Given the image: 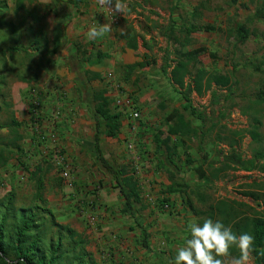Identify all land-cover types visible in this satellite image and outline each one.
Masks as SVG:
<instances>
[{
	"label": "rangeland",
	"instance_id": "rangeland-1",
	"mask_svg": "<svg viewBox=\"0 0 264 264\" xmlns=\"http://www.w3.org/2000/svg\"><path fill=\"white\" fill-rule=\"evenodd\" d=\"M62 1L64 0H0L2 9L0 19L3 20V26L0 25V44H3L4 39L7 40L10 35L12 27L6 23L8 22L18 27L17 34L25 45L24 50L8 57L10 59L8 65L0 67V72L3 71L6 77L9 98L13 102L12 109L22 122L21 132L24 134L21 142L23 150L16 152L6 165L0 166V197L12 191L15 193L18 205L33 204L36 186L31 178V172L41 164L45 170L44 197L47 200V207L53 210L57 221L70 225L87 237V248L93 252L99 264H174L177 248L186 242V237H189V222L196 221L202 225L205 219L211 218L231 227L226 216L228 213L238 212L241 216H246L254 214L255 211L263 212L264 195L256 200L247 195V192L264 193V158H257L255 168L252 169H243L239 164L223 166L218 162L216 163L218 165L215 164L213 167L204 164V170L210 178L208 181L199 179L192 169L195 164L202 162L205 154L208 161L221 158L223 152L230 149L227 146L236 147L246 161L251 160L257 150L263 149L257 140L251 138L250 129L253 114L258 115L261 107L256 103V94L264 84V72L256 70L253 64L264 59V46L261 47L259 43L260 48L253 36L245 43H236L235 34L229 35V28H233L236 22L244 21L240 16L243 13L237 12L239 8H242L244 14H248V11H251L249 5L256 6L258 0H241L242 3L236 10L232 9L234 4L231 0H215L219 7L216 19L225 27L219 28L217 32L213 31L212 34L201 31V38L197 35L199 32L196 33L198 37H193L192 34L190 36L184 34L179 28L170 29V24L167 28L166 24L161 25L163 24L161 20L166 21L172 15L179 21L186 18L187 28L193 23L190 19H194V16L189 14L194 3L199 4L202 0H122L130 13L127 12L126 15L117 13V16L132 22L131 29L135 30L134 24H137V28L158 30V35L162 31L168 32L167 36L162 35L164 41L160 38L155 39V42H158V45L161 43V46L158 52L147 58L148 62L156 65L155 68L158 61L161 62L162 75H170L182 51L204 48L197 56L195 67L190 68L191 71H195L196 67L210 66L214 71L231 75L234 80L233 93L228 97L223 96L218 105L213 104L211 92L202 96L195 93L191 95L192 103L201 110L204 117V128L201 130L203 137L193 138L190 140V145L186 142L187 146L183 147L186 150L192 147L197 150L195 154L199 159H195L196 163L185 162L186 154L183 148L180 155L174 158L183 172L168 162L169 167L174 171L175 180L182 181L181 176H183L189 184L188 187L182 186L180 191L170 193L168 187L164 185L160 186V191L157 192L160 193L159 198L150 200L146 196L150 183L146 181L145 176L154 175L152 170L155 174L165 172L164 177L168 182L171 181L165 169L159 167V158L166 160L168 150L165 146L157 150L155 142L152 146L149 145L146 140L150 137L146 135L151 134V128L148 124L145 125L146 128L140 127L141 120L146 122L143 110L149 108L148 99L143 102L144 106L136 104L137 109L140 108V117L137 120H132L129 112H126L124 118L128 122L126 121L125 124L122 122L117 137L103 135L104 154L114 164L127 166L131 173L135 172L139 180L144 207L137 205L136 218L123 212L124 197L114 187L113 177L101 166L88 145L95 132L92 110L96 102L93 99L91 84L88 85L91 88L82 90L83 104H80V101L72 104L71 111L69 108L68 111H64L60 106L57 107L56 102L52 106L50 101L49 97L55 89L58 95L64 97L65 85L70 80L66 72L68 68L80 69L82 65L79 62H66L64 58L63 60L59 58L65 48L63 40L58 45L57 51L51 52L57 46L54 41L55 36L60 34L63 39L65 36V32L60 28L53 36L51 34L57 24L59 8H62L60 12L68 11ZM179 2L184 4L179 6ZM143 6L148 9H144ZM153 6L156 11L151 12L149 8ZM231 10L234 11V16L231 15ZM60 17L61 23L65 18ZM182 26L183 24H180V27ZM138 33L139 30L136 29L135 34ZM187 38H189L188 42H186ZM35 39L41 40L40 49L31 47V41ZM55 61H58L57 66ZM11 67L13 71L9 74L8 72L11 71L8 68ZM18 72L23 73L24 80L18 78ZM191 75L186 77V83H190ZM119 81L121 82L122 79ZM122 87L125 92L131 93L130 97L136 103L137 100L135 96L132 97L134 92L130 87L123 85ZM33 88L43 96L45 103L43 126L40 129L46 131L49 137L41 145H38L37 138L33 139L36 134L26 99L27 93ZM139 88L142 89V86ZM146 91L149 92L147 89ZM219 92L226 94L227 91L225 89ZM161 100L176 103L169 98L157 97L158 104ZM65 112H70L76 120L72 121L69 117L70 121H61ZM186 112L191 118H197ZM155 113L157 114V111ZM80 114L81 116L77 117ZM8 117L7 112H1L0 122H6ZM207 125L210 126L206 128ZM125 127L130 131V139L120 135ZM166 128L163 122H159L154 134H161V138L164 139ZM8 136L9 129L1 128L0 151L3 148V138L7 139ZM174 138L175 143L176 136ZM130 144L133 147H130ZM58 149L70 165L71 183L64 178L63 167L55 158ZM191 154L193 156V153ZM219 166L224 168L218 170ZM136 167H138L137 172ZM155 181L151 179L150 182ZM197 190L205 195L204 200L197 194ZM106 218L109 222H104ZM232 218L230 217V220ZM116 220L119 221L115 222ZM138 221L150 231L149 250L139 241ZM231 255L237 256L238 251L233 248ZM252 264H256L254 259Z\"/></svg>",
	"mask_w": 264,
	"mask_h": 264
},
{
	"label": "trees",
	"instance_id": "trees-1",
	"mask_svg": "<svg viewBox=\"0 0 264 264\" xmlns=\"http://www.w3.org/2000/svg\"><path fill=\"white\" fill-rule=\"evenodd\" d=\"M236 2L237 0H231V3ZM0 10L2 9L0 8ZM262 19H264V0H258L256 3V10L248 15L244 21L236 22L233 28H229V35L235 34L236 43H245L251 34L249 25L255 20ZM2 22L3 20L0 19V25H2ZM6 23L9 24L12 29L7 40L4 39L3 44H0V67H5L10 63L8 57L25 49V45L17 34L18 27L13 23ZM173 28V26H170V29ZM214 29L215 26L213 25H196L191 23V25L186 28V34L190 35L198 30L209 31ZM136 40L137 37L133 38V44L131 43L133 47L137 46ZM188 41L189 38L186 39V42ZM59 43L57 41L55 42L57 46L52 49V53L57 51ZM31 44V47L35 46L36 49H40L41 40H32ZM203 50L204 48L182 51L179 59L170 72V79L175 85V89H177L186 100L184 109L200 119H203V114L201 112L198 113L192 103L191 95L193 92H196L199 96L211 92L212 102L214 104L218 103L223 96H230L233 93L234 87L232 77L227 73L215 72L209 74L204 67H196L195 71H191L190 68L195 67L197 56ZM140 65H143V63H136L127 67L133 70ZM8 70L11 71L8 72L10 74L13 68H8ZM164 70L166 72V68H164ZM188 75H191L190 83H186V77ZM18 78L22 80L25 79L21 72ZM225 89L227 91L226 94L219 92V90ZM33 90H35V88L29 90L26 99L28 100L30 107L29 111L32 115L31 119L34 134H36L33 139L35 140V138H37L38 145H41L49 136L46 131L36 127V116L34 115V111L38 106L34 105L32 102L33 96L31 92ZM9 96L10 92L9 89L7 90L6 77L2 71L0 72V113L5 111L8 113L9 117L6 122H0V129L7 127L9 129V136L7 139L3 138V148L0 151V166L6 165L16 152L23 150L21 145L24 139V134L21 132L22 122L16 117L12 109L13 102ZM39 97L42 101L39 113L43 119V105L45 103L41 94H39ZM94 99L96 103L92 112L95 120V133L93 138L88 142V145L101 166L113 177L114 187H116L124 197L123 212L130 217L136 218L137 205L144 207L139 180L136 178L135 172L131 173L127 166L114 164L104 154L102 148L103 135L112 137H117L119 135L122 128V120L126 112L120 110L113 104L115 99L111 98L110 95H106V90L95 92ZM256 100L257 102L264 101V84L262 85V89L256 94ZM253 120L255 121V128L251 130V135L254 140H258L259 134L257 128L260 120L257 116H254ZM166 121L168 130L165 138L162 139L161 134H155L154 141L157 150H161L164 146L168 150L166 160L159 158V167H163L169 174V179L171 181L167 189L171 193L180 191L182 190V186L188 187L189 184L184 180L183 176H181L182 181L175 180L174 171L169 167L168 162L175 166L177 170L183 172L174 158L180 155L181 148L187 146L186 142L196 138L199 132L192 124V119H187L179 110L170 114L166 118ZM173 135L176 136L177 139L175 143L173 142ZM201 137H203V133H201ZM181 145H183V147H180ZM183 149L186 154L185 162L187 164H194L196 161L195 158L188 150L185 148ZM224 157L228 159L229 162L231 161V164L242 165L243 169H252L255 168L257 158H264V151H258L251 160L247 161L236 149H233L232 152ZM205 159H207L206 154L204 156V160ZM226 165H230V163H226ZM192 169L196 172L199 179H206L207 181L210 179L202 166L194 165ZM136 170L137 169H135V171ZM31 178L35 181L36 186L33 204L29 206L18 205L15 193L12 191L0 197V264H99L93 252L87 248V237L70 225L62 224L57 221L53 210L47 207V200L44 197L45 170L41 164L37 165L31 172ZM181 182L183 184H181ZM197 194L203 200L205 199V195L198 190ZM247 195L258 200L264 193L260 194L256 191H250L247 192ZM226 216L228 222L231 223V229L234 233L237 235L248 233L254 237L253 259L256 264H264V211H255L254 214L246 216H241V214L235 212L228 213ZM230 217L233 218L230 220ZM137 225L140 229L139 241L145 249L149 250L150 231L139 221Z\"/></svg>",
	"mask_w": 264,
	"mask_h": 264
},
{
	"label": "crops",
	"instance_id": "crops-1",
	"mask_svg": "<svg viewBox=\"0 0 264 264\" xmlns=\"http://www.w3.org/2000/svg\"><path fill=\"white\" fill-rule=\"evenodd\" d=\"M62 3L65 5V7H67L68 11L60 12L62 8H59L60 10L58 9L59 14H58L57 24L54 29L55 31L52 29L51 34L53 36V34L57 32L59 28L63 29V31L65 32L64 39L60 34L56 35L54 39V41L55 42L57 41L58 43L59 42L61 43L62 40L65 42V48L63 54L59 58H61L62 60L64 58V61L66 62H72V63L79 62L82 65L80 66V69L74 68L72 70H69L68 68L66 72H68V77L70 80L69 83L65 85L64 88L65 95L64 97L63 96L61 97L60 95H58L59 93L58 94L56 93V89L53 90L51 97H49L50 101L52 102V106L55 105L54 103L56 102L57 107L60 106L61 108H63L64 111L65 110L68 111L67 108H69V110L71 111L73 109L71 107L72 104L78 103L79 101L80 104H83L82 90L91 87H93L92 90L94 97H95V92L100 91L97 90V88H101V91L106 90V95H110L111 98L113 99L117 98L118 96H126V95L130 96L131 93L125 92L123 87L121 89L122 91H118L116 88H114L115 83H121L124 87L129 86L131 91L134 92L132 97L135 96L134 98L137 100L135 104H138V106L139 105L144 106L143 102L146 99L150 101L149 108L146 107L143 110V116L146 117V119L144 118L146 122L145 121L143 122L141 120V124H140L139 121L141 128H146L145 125L147 124L149 125V128H151V134L146 135L150 137L149 140H146L147 143L149 142V145L152 146L153 142H155L154 129L157 127L158 123L163 122L167 127L166 129L168 130L166 118L176 110L181 111L186 116L187 119H192V124L197 128L199 132V135L197 137H201V133H202L201 130H203L202 128H204L203 119L200 118L193 119L185 111L184 109V106L186 105L185 99L178 92V90L175 89V85L172 83L170 79L171 75L168 76L162 75L161 62L158 61L157 68H155L154 66L156 65H153L147 61V58L153 55V53L158 52V49L161 46V43H159L158 45V42H155V39L158 40L160 38L161 41H164V36L168 35L167 31H162L161 34L158 35V30L154 28L146 29L144 26H143L144 28L142 27L137 28L136 27L137 24H134L135 28L139 30V33L135 34L136 29L135 30L131 29V26L133 24L132 22L126 21L123 18H119L117 16L118 15L117 12L110 7L105 6L101 8L97 4V0H64L62 1ZM240 3H242L241 0L237 1L236 3H232L234 4L233 5L234 7L232 9L233 10L238 9ZM181 4L184 3L179 2V6ZM112 6L114 7V3ZM143 7L144 9H148V7L147 8L145 6ZM249 8H251V11L250 12L248 11V14H244L242 8L241 7L239 8L237 12L243 13L240 15L241 19L243 18L245 19L247 15L252 14L256 10L255 5L254 6L249 5ZM149 9L151 10V12L156 11V8H154V6L150 7ZM218 9L219 7L216 4L215 0H202L201 3L199 4L197 2L194 3V6L189 14L190 16L193 15L194 19H190V20L196 25H208V24L213 25L215 26V29L209 31L206 30L195 31L192 33L193 37H198L196 36L197 32H199V34L197 33V35H199V37L201 38L202 37L201 31L212 34L213 31L217 32L219 28L221 29L225 27V25H221L220 21L216 19ZM225 9L227 10V8ZM233 10H231L232 16L235 15ZM127 12L130 13V10H128ZM212 13L214 14L212 15ZM59 17L65 18L64 21L60 23ZM185 19L186 18H183L180 19L179 21V19H175V17L172 15L171 18L168 17L166 21L161 20V23H163L161 25L166 24V27L168 28L170 24V26H173L174 28H179L184 34H186ZM190 22L188 23V25L190 24ZM104 23H109L111 25V31L109 33H106L103 37L97 38L95 40H88L86 36L88 29L92 25H96L97 27H99V25ZM180 24H183V26L180 27ZM249 27L251 31L249 38L253 36L256 42L258 43V45L259 43H261V47L264 46V19L255 20L249 25ZM135 37H137L136 40L137 46L133 47L131 43L133 44V38ZM156 45L158 46L156 47ZM61 48H63V46H61ZM54 63L57 66L58 61L57 62L55 61ZM136 63H140V64L143 63V65H140L134 68L133 70L127 67ZM253 67H255V69L258 71L264 72V59L260 60V62L257 64H253ZM204 68H206L209 74L217 72L214 71V69H212V67L210 66L209 67L204 66ZM110 73L112 74V77H109ZM56 77H58V75ZM119 79H122V81L120 82ZM232 81L234 82L233 78ZM88 85H90L91 87ZM141 86L142 89L139 88ZM146 89L149 92H147ZM193 93L198 95L196 92ZM157 97L169 98L173 100V102L176 101V103L172 104L169 101L161 100L160 103L158 104ZM220 101L214 104L218 105ZM256 103H258V105H261V107H259L258 115L253 114L252 116V127L250 129V136L253 139L251 135V130L255 128V121L253 120V117L257 116L260 120L257 128L259 134V138L257 141L263 147V149L257 150L255 154L258 151H264V109H262V105H264V101H258ZM194 107L197 109L198 113H200L201 110L197 108L195 105ZM139 109L140 108H138V110ZM155 111H157V114L155 113ZM78 116H81V114L77 115V117ZM69 117L72 118V121L76 120V118L74 119V117H72V114L70 112L69 113L65 112L60 120L61 121L64 120L68 122L70 121ZM126 121L128 122L127 119L123 118L122 121L123 124H125ZM210 125H207L205 127L207 128ZM123 131L124 132L120 135L127 136L130 139L131 134L129 129L125 127ZM172 137H173V141H175L174 138L175 136L173 135ZM190 142L191 141L188 140L187 144L190 145L191 144ZM180 147H183V145H181ZM227 147L230 149L223 152V156H221V158L218 157L217 159H214L212 161H208V159L205 160L203 159L202 162H200V164H195V166H202L204 168V164H207L213 167L218 162L221 163L223 166H228L226 165V163L231 164V161L229 162V160L225 159L224 156L232 152V150L236 149V147H234L233 145L231 147L230 146ZM183 151L185 150L183 149ZM236 151L238 152L237 149ZM188 152L193 153V157L195 159L196 158L197 160L199 159L198 157H196L195 154L197 150H195L193 147L190 148ZM196 162L197 161H195V163ZM223 166H219V168L217 169L219 170L221 168H224ZM184 168L186 167H183V169ZM152 173L154 175L149 176L146 174L145 176L146 181L150 183L148 184L149 186L147 190L148 192H146V196L150 200L160 197V193H157L158 191H160L159 189L160 186L165 185V187L166 186L168 187V185L170 184V182H168L164 177L165 172H156L155 174V172H153L152 170ZM159 175L161 176L159 177ZM151 179H154L157 182L155 181L154 183H151L150 182ZM167 194L171 196L170 193ZM162 195L163 194H161V196ZM118 221L119 220H116L115 222ZM104 222H109V221L106 218L104 219Z\"/></svg>",
	"mask_w": 264,
	"mask_h": 264
},
{
	"label": "clouds",
	"instance_id": "clouds-1",
	"mask_svg": "<svg viewBox=\"0 0 264 264\" xmlns=\"http://www.w3.org/2000/svg\"><path fill=\"white\" fill-rule=\"evenodd\" d=\"M103 8H112L117 13L126 15L128 8L122 0H97ZM111 31V25L104 23L97 27L92 25L87 33L88 40L103 37ZM189 237L179 246L174 257V264H252L254 237L248 233L237 235L231 227L225 226L219 220L207 218L202 225L196 221L188 224ZM238 251L237 256L231 255V250Z\"/></svg>",
	"mask_w": 264,
	"mask_h": 264
},
{
	"label": "built area",
	"instance_id": "built-area-1",
	"mask_svg": "<svg viewBox=\"0 0 264 264\" xmlns=\"http://www.w3.org/2000/svg\"><path fill=\"white\" fill-rule=\"evenodd\" d=\"M109 77H112L111 73L109 74ZM121 87L122 86L120 84H114V88H116L118 91H121V89H122ZM31 95L33 96L32 102L34 103V105L38 106V108H35V111H34V115L36 116L35 117V120H36L35 124H36V127L41 128L43 122H42V118H41V115L39 112H40V106H41L42 101L40 100L39 94L36 90H33L31 92ZM113 104L115 106H117L120 110H123L125 112H129L128 114L132 120H137L140 117V112L136 108V104H135L134 100L128 95L118 96L117 98H115ZM52 135L54 136V134H52ZM130 147H133L132 144H130ZM56 152L57 153H56L55 158L57 159V162L59 164H61L63 167L62 174H63L64 178L68 182L71 183L70 165L68 162L65 161V158L63 156H61L60 149H58ZM136 169H138V167H136Z\"/></svg>",
	"mask_w": 264,
	"mask_h": 264
}]
</instances>
